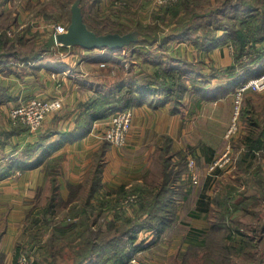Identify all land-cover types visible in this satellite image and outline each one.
Returning <instances> with one entry per match:
<instances>
[{
    "label": "crops",
    "instance_id": "crops-1",
    "mask_svg": "<svg viewBox=\"0 0 264 264\" xmlns=\"http://www.w3.org/2000/svg\"><path fill=\"white\" fill-rule=\"evenodd\" d=\"M96 1L103 10H113L111 3ZM40 2L0 0L1 16L15 8V18L3 23L0 48L4 47L3 39L15 35L21 37L17 43L25 45L26 28L38 29L39 35L28 38L42 45L36 57L20 53L16 58L10 55V50L0 57V251L9 259L15 258V239L27 217L35 212V205L45 203L52 181L57 188L56 196L68 203L84 198L86 191L97 183L91 199L102 200L111 197L120 186L128 188L144 182L151 166L162 173L166 160L175 168V161L180 158L186 169V158L193 155L198 183L191 184L183 174L179 179L182 185L176 186V191L182 193L176 198L177 219L184 229L171 234L173 243L150 242V250L158 245L168 257L172 250H181L191 243L201 244L198 236L210 233L237 237V248L242 251L246 243L240 237H249L252 245L248 247L264 264V142L263 147L256 149L245 143L247 136L258 135L259 130L249 119L264 124V90L243 93L246 100L241 101L240 129L230 137L235 157L233 167L207 171L226 141L224 133L233 113L235 95L229 89L232 82L240 81L234 53L219 43L210 49L187 40H181L177 47L169 45L166 51L171 64L197 63L202 68L197 78L203 74L210 77L200 87V95L185 91L177 107L165 94L141 93L136 89L138 81L122 79L130 71L124 67L126 63L116 67L119 76L112 75L108 68H114L109 65L113 63L112 57L126 47L86 50L80 46L84 51L81 54L49 56V49L68 46L55 41L54 26L58 25L59 17L45 22L41 15L33 22L26 6ZM22 13L27 16L22 17ZM17 17L23 19L16 20ZM123 62L125 59H121L120 63ZM250 76H254L252 69L243 75ZM118 83L125 90L133 87L135 94L134 102L128 106L132 117L123 145H115L103 137L108 115L93 118L92 112L95 107L92 103L101 91ZM30 97H57L61 101L60 107L46 115L33 131L9 117L12 107ZM260 139L264 141V135ZM227 217L230 223L226 222ZM176 236L182 238V243L176 242Z\"/></svg>",
    "mask_w": 264,
    "mask_h": 264
},
{
    "label": "rangeland",
    "instance_id": "rangeland-1",
    "mask_svg": "<svg viewBox=\"0 0 264 264\" xmlns=\"http://www.w3.org/2000/svg\"><path fill=\"white\" fill-rule=\"evenodd\" d=\"M73 1L41 0L38 5L33 7L28 5L26 8L32 13L33 22L38 18L37 16L41 17V15L45 22L47 19L54 20L55 17H59L56 22L65 29L69 22L70 5ZM104 1L109 5L111 3L113 10L108 8L103 10L102 5H98L96 0H81L80 7L88 27H92L99 33L117 32L111 30H123L122 32L137 30L139 37H142L140 42H134L136 43L134 46L131 44V46H125L123 51L115 52L117 57H112L114 64H109L114 68L108 67L115 77L119 76L120 73L119 68L116 67L126 63L124 67H128L130 71L122 79L136 80L138 87L147 82H150V85L161 82L169 84L170 82L172 87L171 99H176L179 96L181 87L185 88L184 90L187 92H196L200 95V87L203 86L204 82L210 81V77L203 74L199 78L201 80L197 78L199 70L202 69L197 63L171 64L167 56V47L169 45L177 47L181 40L193 41V44L197 43L207 49L219 43L230 49L232 53L239 54L238 40L233 32L238 28H243V22L248 23V31L244 32L246 48L238 58H235V71L238 73L236 76H240V81L238 83L232 82L230 85L232 89L229 90H234L233 95L236 94L240 82L251 78V76L242 78L249 69L253 70L254 76L264 72V55L260 59V54H264V47L259 45L260 39L264 37V24L262 23L264 20V0H176L165 4H158L154 0ZM182 1L185 5L189 4L188 12L181 6ZM41 9L43 13H41ZM14 10L15 8L4 16L0 14V31L4 28L3 23L5 21L9 22L15 18ZM36 10L38 12L34 13ZM24 16L27 14L22 13V17ZM19 19L23 18L17 17L16 20ZM48 27L51 28V26ZM217 30L221 31L220 34H217ZM25 32L27 36L24 41L25 45L17 43V41H21V37L15 35L3 39L4 47L1 45L3 51H18L24 55L34 51L39 52L42 45H36L34 38L31 40L28 38L29 36L34 37L35 34L39 35L38 29L29 30L26 28ZM144 33L153 39L150 40L143 35ZM161 36H165V39L163 37L164 40H162ZM46 46H49V43ZM78 52L80 54L84 52L80 46H68L62 49H49L48 55L62 58L63 55ZM118 55H122L121 58ZM73 58L75 59L74 56ZM121 59H125V62L120 63ZM10 60L14 61L12 58ZM166 68H173L169 71L172 78L165 74ZM167 79L168 82H166ZM247 90L258 93L264 89L248 88L243 90L239 95L238 103L235 102V95L232 108L234 112L236 104L238 105V118L237 129L234 134L240 129L241 101L246 100L243 93ZM184 94L185 92L182 96ZM228 126L229 124L226 129ZM225 139L224 145L228 142L232 146L231 138L225 137ZM224 145L218 154L221 153ZM175 162L177 163L176 168L169 171L165 185L167 189L163 194L164 198L168 194L173 195V186H181L183 182L179 179L183 174H186V170L181 166L182 160L178 158ZM153 169L152 166L149 168L144 182L134 183L126 191L102 200L93 198L92 200V196L88 197V191H86L84 198L77 202L68 203L56 195L54 198L52 185H50L45 203L35 205V212L27 217L16 237L15 245L18 249L16 256H13L16 258L21 253L26 254L30 264H75L80 250L85 251L93 244L95 252L81 264H110L113 254L126 252L133 242L138 246L146 244L141 249L134 251L126 264H260V257L248 247L250 244L252 245V242L248 240L249 237H240L241 240L245 239L246 241L242 251L237 248V237L226 238L224 235L210 233L198 236V239L202 240L201 244L191 243L181 250H172L173 252L168 257L165 256L163 248L158 245L154 250H150V242L160 241L163 244H169L172 241L171 234H179L184 229L181 221L177 219V203L172 207L160 203V213L167 217L170 216L172 220L158 235H155L154 229L150 228L156 224V218L150 214L152 212L147 213V215L143 213L145 210L140 205L151 200L158 188L164 186V176L162 177V173ZM175 195L176 198H180L182 193L177 191ZM49 205L53 206L49 207ZM47 207L51 211L49 214L43 212ZM162 207L168 208V211L162 210ZM126 220H130L131 225L137 229L143 227L141 230H137L130 240L126 233L132 227L126 228ZM226 222L230 223L228 217ZM176 237V242L182 243V238ZM15 258L9 259L0 251V264H13ZM131 260L134 261L131 262Z\"/></svg>",
    "mask_w": 264,
    "mask_h": 264
},
{
    "label": "trees",
    "instance_id": "trees-1",
    "mask_svg": "<svg viewBox=\"0 0 264 264\" xmlns=\"http://www.w3.org/2000/svg\"><path fill=\"white\" fill-rule=\"evenodd\" d=\"M80 2H81V0H80ZM181 6H183L185 8V10L188 12L189 4L185 5L184 1H182L181 2ZM81 11H82V9H81ZM82 14H83V11H82ZM262 23L264 24V20H263ZM243 24H244L243 28L242 27L238 28L236 31L233 32V35L238 40V49H239L238 52H240L239 54L238 53L234 54L235 58H238L243 53V51L246 48L245 47V44H246L245 38H246V36H245L244 32L248 31V23L243 22ZM246 27H247V30H246ZM90 28L93 29L92 27H90ZM94 31H96V30H94ZM111 31L122 32L123 30H111ZM143 35L146 36V33H144ZM146 37L149 38L150 40L153 39L149 35H147ZM161 37H162V40L165 39V36H161ZM163 37H164V39H163ZM141 40H142V37L140 36L138 41H136V42H140ZM144 40H146V39H144ZM1 42H3V40ZM259 45L261 47H264V37L260 39ZM1 48H0V57L2 55H5V51H3ZM38 54H39L38 51H34L31 54H28V56L29 57L30 56L36 57ZM7 55L8 54H6V56ZM10 55L17 58V56H19L20 53L18 51H11ZM263 55L264 54H260V59L263 58ZM171 69H173V68H171ZM171 69L170 68H166L165 69V74L168 77H170V78H172V75L169 73V71ZM156 76L158 77V74H156ZM242 78L244 79L243 76H242ZM238 80H240V78ZM166 82H168V79H167ZM132 88L133 87H130V89L125 90V89H123V84L122 83H118V84L110 86L109 89L102 90L101 91L102 94L98 95L97 98H95V100L92 103V104L95 105L94 110L92 111V112H95L94 113L95 117H93V118L105 117V116H107L108 114H110L113 111L128 107L135 100V94L132 92ZM136 89L139 90L141 93L146 92V93H149V94H152L153 92L157 91L160 94H165L166 99H168V98L171 99L170 93L172 92V87L170 85V82H169V84H165V82H161V83L156 84V85H150V82H147L146 84H144V85H142L140 87L137 86ZM184 89L185 88L181 87V91H179V96L176 97V99H171V102H172L173 105H176L178 107L179 101H180V99L182 97V94L185 92ZM249 123L253 124L255 127H259V130L256 131L258 135H255V133H253L252 136H247L246 137V142H245L246 145L249 148H255V149L263 147L264 146L263 145L264 141L262 139H260V136L264 135V124L260 123L259 121H257L256 119H254L252 117L249 119ZM253 135H255V136H253ZM175 168L173 167L172 164L169 163L168 160L165 161L163 172H162V177L164 176V180H163L164 181L163 182L164 186H160L158 188V190L154 194V197H152L151 200H149L147 203H142L140 205L141 208H143L145 210V211L143 210L144 211L143 213H145L147 215V213L152 212L150 214L155 216L156 224L154 226L153 225L150 226V228L154 229L155 235H158L162 231V229L166 226V224H168L170 222V220H172V218L170 216L167 217L166 215H163L160 212H161V204H167L169 207L175 206V204H176V195H175V194H177L176 187L173 186V188H172L173 189V195L168 194L165 198L163 197V194L165 193V191L167 189V186L165 187V185L167 184L166 181L168 180V177H169V171H171V170H173ZM97 176L98 175H96L95 179H94V181L96 183H97ZM51 185H52V190H53L54 198H55V195H57V188L55 187V184H54L53 181H52ZM97 187H98V183L95 184L94 187H92V186L90 187V189L88 191V197L91 196V193H92L93 189H95V188L97 189ZM128 188L120 186L118 189H116V191L114 192V194L112 196L118 194L119 192L122 193L123 191H126V189H128ZM162 197H163V200L161 202ZM52 206L53 205H49V207H52ZM49 207L45 208V211H43V212L44 213L47 212L48 214L51 213V211L49 210ZM162 210H167L168 211V208L162 207ZM125 224H126V228L127 229L132 227L128 231V233H126V236H127V238L129 240L132 239L131 236H133V234H136L137 230H139V229L141 230V228H143V227H139L137 229V227H134L133 225H131L130 220H126ZM224 237L230 238L231 235H224ZM244 238H246V237H244ZM250 239H252V237H250ZM241 242L246 243L245 240H242ZM90 244H91V242H90ZM145 244L146 243L142 244L141 246H138V245H135V243L132 242L131 245H130V248H128L126 252H121L119 254L116 252L115 254H113L110 264H126L128 259L131 256V254L134 251L144 247ZM94 250H95V248H94L93 244H91V247H89V249H87L85 251L84 250H80L79 256L76 259L77 262L75 264H81L82 262H84L86 259H88L90 256H92V253L95 252Z\"/></svg>",
    "mask_w": 264,
    "mask_h": 264
},
{
    "label": "built area",
    "instance_id": "built-area-1",
    "mask_svg": "<svg viewBox=\"0 0 264 264\" xmlns=\"http://www.w3.org/2000/svg\"><path fill=\"white\" fill-rule=\"evenodd\" d=\"M158 4H165L174 2L176 0H154ZM55 33L63 30L59 25L54 26ZM258 76V77H257ZM248 88L255 90L264 89V72L252 76L247 81L240 82L239 87L236 89L235 102H239L240 93ZM61 105V101L57 97L53 98H39L30 97L23 100L16 106L9 110V117L22 125H25L27 129L33 131L37 129L44 117L50 113L56 111ZM132 117L131 107H125L111 112L105 118V127H103V137L115 145H123L126 142L127 133L130 127ZM238 118V105L236 104L234 112L231 116V122L225 131V137L230 138L237 129ZM234 156L230 143H226L220 154L216 155L207 166V171L213 172L216 168L228 166L233 167ZM186 177L191 184H197L199 181V174L195 166V157L189 155L186 158ZM134 260H131V262ZM13 264H30V260L26 254H19Z\"/></svg>",
    "mask_w": 264,
    "mask_h": 264
},
{
    "label": "water",
    "instance_id": "water-1",
    "mask_svg": "<svg viewBox=\"0 0 264 264\" xmlns=\"http://www.w3.org/2000/svg\"><path fill=\"white\" fill-rule=\"evenodd\" d=\"M55 41L63 46H81L86 50L96 48L119 49L139 39L137 30L126 32H101L90 29L83 20L80 0L70 5L69 22L65 29L55 33Z\"/></svg>",
    "mask_w": 264,
    "mask_h": 264
}]
</instances>
